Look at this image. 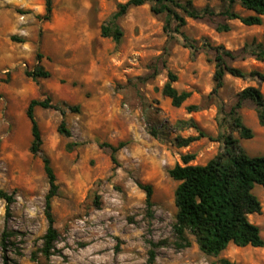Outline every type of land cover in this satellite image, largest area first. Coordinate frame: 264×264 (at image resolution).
<instances>
[{"label":"rangeland","instance_id":"rangeland-1","mask_svg":"<svg viewBox=\"0 0 264 264\" xmlns=\"http://www.w3.org/2000/svg\"><path fill=\"white\" fill-rule=\"evenodd\" d=\"M128 1L53 0L47 19L46 0H0V190L16 197L9 217L7 204L0 199V242L5 230L18 233L13 241L23 240V256L10 257L19 264H150L146 240L159 244L156 264H220L221 259L264 264V247L231 244L219 257H209L192 235L188 236L192 246L177 250L173 226L179 182L169 174L176 165L184 166L185 155H195L190 165L196 166L221 153L224 144L208 138L183 148L174 141L200 132L216 139L221 134V105H231L248 87H259L264 94V83L227 76L225 87L213 96V55L204 50L195 54L178 37L170 41L164 17L155 15L151 4L130 9L120 20L124 30L120 43L102 37V26ZM192 1L199 8H222L220 0ZM237 10L243 16L251 14ZM229 25V32H217L214 24L187 19L186 33L201 48L210 44L238 51L253 43L264 45V23L248 27L234 20ZM38 55L51 77L35 81L27 72L38 65ZM234 66L264 73V62L254 58ZM154 71L159 72L153 78ZM169 72L178 77L174 86L179 91L192 93L181 108L163 95ZM47 98L65 110V115L54 109L35 110L43 153L50 158L59 185L53 213L60 239L56 256L50 260L40 256L34 262L32 253L42 247L48 229L50 184L42 158L31 152L32 126L26 113L32 100ZM65 104L80 110L72 112ZM192 105L201 109L189 112ZM241 112L254 137L235 136L250 156H264V127L251 105ZM62 121L72 137L58 132ZM190 121L195 127L181 124ZM151 129L160 139L150 135ZM69 144L74 148L69 150ZM104 144H125L117 153V164ZM141 184L153 188L152 221ZM253 193L263 209L250 221L264 239V187L256 184ZM2 256L0 244V264Z\"/></svg>","mask_w":264,"mask_h":264},{"label":"trees","instance_id":"trees-1","mask_svg":"<svg viewBox=\"0 0 264 264\" xmlns=\"http://www.w3.org/2000/svg\"><path fill=\"white\" fill-rule=\"evenodd\" d=\"M222 8L217 11L210 6L199 8L192 0H129L125 4L118 6L117 12L101 28V35L104 38H111L116 43H120L124 37V30L120 25L130 9L151 4L152 12L164 17V31L170 41L181 38L183 44L191 49L195 54L199 51H206L213 55L215 72L213 76L214 89L213 96H218L225 87L227 76H232L241 80H259L264 83V73L259 71H244L234 66V63L247 58H254L264 62V45L253 43L245 45L238 51L228 50L224 46L211 47L203 45L199 47L198 41L192 39L186 33L187 19L214 24L217 32H229L231 30L229 21H240L248 27L261 26L264 23V0H220ZM251 12L248 16L241 15L237 8ZM47 19L53 11V0H46ZM19 42H23L20 40ZM166 55L169 53H165ZM42 55H38V65L33 71L27 72V76L32 80L46 79L51 77V72L46 70L41 64ZM164 66H166V59ZM159 71H154L151 77H155ZM178 77L169 72L168 82L163 88V95L169 98L175 108H181L192 93L179 91L174 84ZM251 105L258 118L260 126L264 127V94L259 87H248L235 96L234 102L229 105H221L219 108V126L221 134L216 139L200 132L197 137H178L174 143L177 147H188L192 143L208 138L211 141L222 142L224 150L206 165H190L195 160V155H185L182 157L184 166L176 165L170 170V176L179 185L175 192V206L177 209L176 223L173 226L174 246L177 250L190 248L192 243L188 238L192 235L202 253L209 257H219L228 249L231 244L239 248L254 247L263 248L264 239L260 228L250 221V216L262 213V203L253 193L255 185L264 187V156L252 157L241 145L240 139L250 140L254 137V132L244 122L242 110ZM54 109L65 115V110L54 105L51 98L45 100L34 99L27 109V117L32 126L33 143L31 152L34 156L42 158L45 173L49 180L50 190L46 197L45 214L48 221V229L43 240V245L39 251L32 253L31 259L36 262L40 256L46 260L58 254L57 243L60 239L59 231L55 224L53 213V200L59 195V185L57 176L51 164V160L43 153L42 133L36 119V108ZM72 112H79V106L63 105ZM189 112H197L201 108L197 105L189 106ZM195 127L193 121L181 122V124ZM58 132L65 137H72V131L62 121L58 127ZM150 135L160 139V134L156 129L149 131ZM108 149L111 160L117 164V153L124 148L125 144L118 147L111 144L103 145ZM69 150L74 148L73 144L68 145ZM147 194V215L150 221L155 218L153 212V188L150 185H140ZM0 199L7 204L6 215L9 217L12 206L16 202L14 194L0 190ZM18 233L5 230L1 239L3 251V264H19L10 257V253L23 256L20 244H16L13 239H17ZM149 246V263L156 264L158 243L146 240ZM220 264H238L228 259H221Z\"/></svg>","mask_w":264,"mask_h":264}]
</instances>
